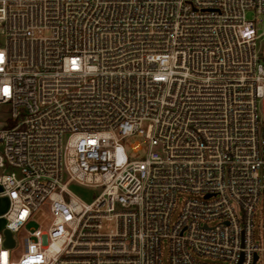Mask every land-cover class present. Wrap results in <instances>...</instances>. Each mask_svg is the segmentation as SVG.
<instances>
[{
  "label": "built area",
  "instance_id": "2783aa9c",
  "mask_svg": "<svg viewBox=\"0 0 264 264\" xmlns=\"http://www.w3.org/2000/svg\"><path fill=\"white\" fill-rule=\"evenodd\" d=\"M262 40L264 0H0V264H264Z\"/></svg>",
  "mask_w": 264,
  "mask_h": 264
},
{
  "label": "rangeland",
  "instance_id": "374dc122",
  "mask_svg": "<svg viewBox=\"0 0 264 264\" xmlns=\"http://www.w3.org/2000/svg\"><path fill=\"white\" fill-rule=\"evenodd\" d=\"M248 17H251V14H248ZM258 49L260 51V53L262 55H264V40L262 41H258ZM261 115L264 118V114ZM12 124L11 119H10V108L8 105H0V128H6L9 127ZM133 142H139L142 146V149L139 152H135L133 153L130 149V145ZM122 145L126 151V153L134 159H139L141 158L145 151H146V147L145 144H143V138L141 136L138 135H133L130 136L126 139H124L122 141ZM68 188L75 193L77 196H79L81 199H83L86 202H90L91 200H93V198L95 196H97V194L99 193L98 190H94L90 187H86L83 185H79L77 183H72L68 186ZM6 209V202L2 199H0V214H2L4 212V210ZM258 218H259V212L257 210L256 215H255V222H258ZM52 219V216L50 215L48 208L46 205L41 206L40 208H38L30 217V219L28 220V222L25 225L26 229H30V228H36V227H40L42 229H45L50 221ZM3 222L2 219H0V224ZM26 234L25 230H22V232L18 235H16V245L14 246L13 250H12V256L13 258H16L21 252H22V248H23V244H22V240H23V236ZM166 246L163 244L162 245V261L163 264H165L166 262ZM206 262H213L210 258H204L203 259Z\"/></svg>",
  "mask_w": 264,
  "mask_h": 264
},
{
  "label": "water",
  "instance_id": "95a60500",
  "mask_svg": "<svg viewBox=\"0 0 264 264\" xmlns=\"http://www.w3.org/2000/svg\"><path fill=\"white\" fill-rule=\"evenodd\" d=\"M5 242L4 245L7 247H12L13 246V239L11 238V234L8 230H5Z\"/></svg>",
  "mask_w": 264,
  "mask_h": 264
},
{
  "label": "snow or ice",
  "instance_id": "6c2138e0",
  "mask_svg": "<svg viewBox=\"0 0 264 264\" xmlns=\"http://www.w3.org/2000/svg\"><path fill=\"white\" fill-rule=\"evenodd\" d=\"M5 92H7V89H5Z\"/></svg>",
  "mask_w": 264,
  "mask_h": 264
}]
</instances>
